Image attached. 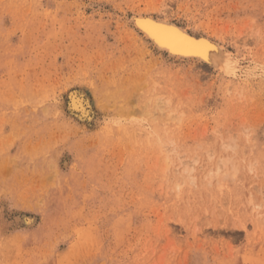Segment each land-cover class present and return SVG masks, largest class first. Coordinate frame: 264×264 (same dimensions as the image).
I'll return each instance as SVG.
<instances>
[{
    "label": "rangeland",
    "instance_id": "374dc122",
    "mask_svg": "<svg viewBox=\"0 0 264 264\" xmlns=\"http://www.w3.org/2000/svg\"><path fill=\"white\" fill-rule=\"evenodd\" d=\"M0 264H264V0H0Z\"/></svg>",
    "mask_w": 264,
    "mask_h": 264
},
{
    "label": "bare ground",
    "instance_id": "6f19581e",
    "mask_svg": "<svg viewBox=\"0 0 264 264\" xmlns=\"http://www.w3.org/2000/svg\"><path fill=\"white\" fill-rule=\"evenodd\" d=\"M132 20H133V24H134L136 30L140 34H142V36H144V38H146L147 42L149 44H151L153 50L155 52H157L158 54H160L162 56H167V58H169L171 60H175V61L190 62V63H197V64L199 63V64H201L203 66L212 67V68H216V69L217 68H224V70H222V71L225 72V70H227L229 72V69L231 68L230 64H231V61H232L231 55L229 53H227L223 49V47L220 46V44H217L216 42L212 41L209 37L200 36V35L199 36L193 35V34L189 33L186 29L178 26L175 23H172V22H170V21H168L166 19L154 18L153 16L146 15V14H139V15L133 16ZM128 34H130V33H128ZM185 38L187 40L203 41L204 44L203 45H199L197 47H193V46H190V45L187 44ZM143 44H145V43H143ZM226 50H227V48H226ZM201 52L206 53V58H205V56L199 54ZM74 92H73V95H74ZM148 93H151V92H148ZM77 96H79V95H77ZM82 100H84V99H82ZM82 100H81V98L77 99L76 97H73V100L71 99L70 101H73V106H74V109L76 111H81L83 115L92 117L91 113H90L89 103L86 100L85 101L86 102L85 103L86 107H85V106L82 105V102H84ZM148 101L149 100H147V102ZM154 101H155V99H154ZM166 101H169V100L166 99ZM147 102H146V104H147ZM154 103H156V102H154ZM161 103L164 104L163 101H159V103H157L158 104L157 109L159 111H163L162 106H164V105L160 106ZM143 104L145 105V107H147L145 103H143ZM152 104H153V101H152ZM169 105H170V101H169ZM143 107L144 106H141V108H143ZM151 107H153V105ZM71 108L73 109V107H71ZM137 110H139V109H137ZM146 112H147V110H146ZM142 113H144V112H142ZM159 113H157V114H159ZM147 116H148V114H147ZM220 163H222V164H220ZM220 163L219 164L221 165V167L224 165V166H226L225 167L226 169H227V167L229 166L230 163H231V165H232V163L234 164V162H232V160L229 157L228 158L223 157V159H222V161ZM192 169L193 168H191V167H188V168L184 169L185 174H186V172H187L186 175H188V173L191 174V170ZM218 169H219V167H218ZM226 169L225 170L222 169V170L223 171H227ZM220 170L221 169H219V173H222L223 171L221 170L222 172H220ZM217 172H218V170L216 171V174L220 175ZM216 174H212V175L217 176ZM212 175H210L208 177V179L210 181L214 180L215 176H212ZM188 177H186V178L188 179ZM192 177L193 176L190 175V177H189V179L191 178L190 181L193 180ZM178 188H179V185H178ZM21 220H22L23 223H25L26 225H29V226L33 225L35 223V219L34 218H28L27 216H24L23 218H21Z\"/></svg>",
    "mask_w": 264,
    "mask_h": 264
},
{
    "label": "snow or ice",
    "instance_id": "6c2138e0",
    "mask_svg": "<svg viewBox=\"0 0 264 264\" xmlns=\"http://www.w3.org/2000/svg\"><path fill=\"white\" fill-rule=\"evenodd\" d=\"M185 40H186L188 45L193 46V47H197L199 45H203L204 44L203 41L187 40L186 38H185ZM199 54L205 56V58H206V53L201 52Z\"/></svg>",
    "mask_w": 264,
    "mask_h": 264
}]
</instances>
